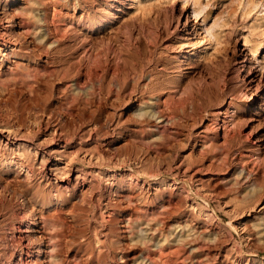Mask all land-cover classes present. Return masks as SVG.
Wrapping results in <instances>:
<instances>
[{"label":"rangeland","instance_id":"1","mask_svg":"<svg viewBox=\"0 0 264 264\" xmlns=\"http://www.w3.org/2000/svg\"><path fill=\"white\" fill-rule=\"evenodd\" d=\"M8 1L0 0V22L24 48L4 68L22 53L23 63H52L41 48L39 5ZM124 2L131 7L117 13L121 29L92 33V53L106 65L119 53L126 70H156L165 85L179 72L184 90H86L74 81L79 39L54 33L66 59L77 52L62 62L73 65L65 78L40 74L31 87L0 86V120L37 147L27 172L0 165V264H13L19 252L47 264L42 219L60 225V264H264V0ZM15 6L33 9L34 32H21ZM55 13L54 30L58 15L72 20L80 8L59 0ZM248 70L253 85L242 78ZM229 101L237 124L223 136L216 122ZM156 102L176 115L174 132L151 130L156 120L146 111ZM141 129L146 140L135 136ZM28 224L31 231L18 230Z\"/></svg>","mask_w":264,"mask_h":264},{"label":"bare ground","instance_id":"2","mask_svg":"<svg viewBox=\"0 0 264 264\" xmlns=\"http://www.w3.org/2000/svg\"><path fill=\"white\" fill-rule=\"evenodd\" d=\"M29 1L33 2L34 4L39 5V8H37V10H35L34 13L37 14V19L41 20L42 29L40 31H42V36L44 37V43L41 48H43V51H45L46 53L49 52L51 54L49 57L50 58L49 62L51 61L52 63H50L49 65L44 64L40 66L33 65V64H26L21 61L22 56H23L22 55L23 53H22L21 54L22 56L20 55V57L15 58L13 62L10 61V65L5 66L4 68L3 63H6L9 57L12 59V57L19 56L17 53L18 50L19 49L22 50V48L24 47L20 45L19 43H17L16 40H14V38L12 39L10 37V35L12 34L10 33L9 29H7L8 27L4 25L2 22H0V65L3 64V67H2L3 69H1L0 71V86L2 88L4 86L6 88V86L10 84H15V83H20V84L24 83L25 85L28 86L30 81L34 80L40 74L48 76L49 74L55 73L57 74L55 76L60 75L63 78H65L64 76L67 74L69 70L72 69L73 65L66 64V66H64L63 64L65 63L62 64V62L67 61V59L69 60L70 57H73V56L75 57L76 55L74 54L76 52V49L73 48V50L67 54L68 55L67 59H66V55H62L63 52L60 51V49L62 50L64 48L59 47L61 46L60 44L61 38L60 36H56V35L60 33V31H63L64 33L65 32L70 33L68 34V37L70 38V40L79 39L80 41V45L82 47L80 50L82 51L83 49L82 51L83 54L81 56V59L79 58L80 56L78 57L79 59L76 57L78 64L77 66L75 65L76 67L74 66L75 68L73 67V71H75V73L77 74V77L79 78H77L74 81L75 83H78L80 82L78 79H81L83 86L85 85L83 88L86 87L85 88L86 90H155V89L156 90L158 89L159 90L160 89L184 90L185 85L182 89L180 88L185 83L181 84L177 80L180 77V74H178L179 72L176 74L175 76L176 80L172 86H170V83L169 85H165L166 83L160 82V80L157 78L156 74L160 72H156V70L153 72H149L147 76L143 75L142 72L135 73L134 72L135 69L132 72L133 68L130 71L126 70L127 67L124 66L125 63L119 53H114L112 51L114 53L113 59L115 60L114 61L113 59L111 60L115 62V64H111L110 61H109V64L113 66H109V64L106 65L105 63H107L108 61L103 63L102 59H104L105 61L106 56L102 57V56L92 53L88 45L90 43L92 44L91 42L93 38L92 33H94L96 36L97 35L99 36L100 33L104 31L107 27H109V29H112L113 27H115L116 29H119L120 27L118 28V26L120 24H118L116 21V18L118 16L117 13L123 12L124 9L131 7L130 3L125 8L120 7L122 4L125 3L124 2L125 0H99V2L97 3V6L93 5V3L90 4V0H73L74 4L77 3L79 5V8H80L79 15L77 17H73L72 20L70 19L65 22H64V16L58 15L59 17L58 20L61 22H59V25H57L58 28L57 29L55 28V30L53 29L54 27L53 28L51 27L52 26L51 24H53V18L56 15L55 10H56V7L58 6L59 0H29ZM8 2H11L10 4H13V2L15 3V1H12V0ZM1 7L3 9V12L6 11V4H2ZM13 10L19 16L16 24L21 29V32L26 33V34L32 31L34 32L36 27L33 25L31 19L28 18V14L31 11H33V9L30 10L28 8H21V7L15 6ZM181 13L182 12L179 13L177 22H179ZM179 32L180 31H178V33ZM54 33L56 35H54ZM62 33H60V35H64ZM86 45L88 48H85ZM70 47H71V44L69 46V49ZM65 50L66 49H64V52H67ZM63 54H66V53H63ZM107 57H109V55ZM55 61L57 65H53ZM58 62H59V65H58ZM154 67L156 68V66ZM242 67H244V63H241V68ZM158 69L159 68H157V70ZM242 76H243L242 78L246 80V82L249 85H253V81L255 79L253 72L251 73L248 70L244 74H242ZM146 77H147V80H146ZM63 84L62 85L64 86V88H67V87H70L73 83L71 84L69 82H64ZM185 90H189V87L186 86ZM252 91L253 90H250L249 94H252ZM222 106L224 105L220 104L219 107H222ZM224 109H226V113H224L225 116L223 117V119L219 118L220 120L216 122V126L218 129V128H222L221 125H223L222 133H223V136L224 135L226 136V134L229 133V132L227 133V128L228 129L229 127L233 128L237 124L236 123V120H237L236 112H237L238 107L234 105L233 102L229 101L227 106L224 107ZM217 111H218L217 114H219V110ZM146 112L149 113L148 115L154 117V119L156 120V124L154 125V128L151 129L152 131L154 130V132L156 131L157 133H160V134L165 133V132H170V133L174 132V129L171 126V121L173 120L172 117L173 116L175 117L176 115L173 114V116H170V114L161 112L159 109V104L157 102L153 103V105H151V108L147 110ZM169 113L171 112L169 111ZM219 123L221 124L219 125ZM10 124L11 123L8 122V119L0 120V165L6 166L9 169L12 167L13 168L17 167L19 170H24L27 172V170L29 169L26 167L25 161L28 160L30 152L32 150L35 151L34 147L35 148L37 147L31 140H29V144L27 145L22 144L23 141H18L22 138L21 129L18 126H13ZM34 129L32 125L28 128L27 133L30 136L28 134L27 135L29 137H32L34 135L35 133ZM138 132L139 133L135 132L136 138L141 139V140H146V136L142 134L143 133L142 129ZM216 135L218 136V132L215 134V136ZM255 145H256V148H258L260 143L255 142ZM62 146H66V143L62 144ZM41 226L46 232L44 253H45L47 264H60V260L55 255L56 250L60 246V238H61L60 237L61 233L59 231L60 225L56 223L55 221H53L52 219H42ZM18 230H22L21 232H29L32 230V227L28 224L27 226H25V228L23 229L20 228ZM22 237L23 236H21V239ZM29 251H30L29 248H27L24 254L26 256H29V253H28ZM19 255H20V252L18 253V256L15 259V261L12 262L13 264H33L34 261L33 259H31V257L24 258L23 256L22 258Z\"/></svg>","mask_w":264,"mask_h":264}]
</instances>
